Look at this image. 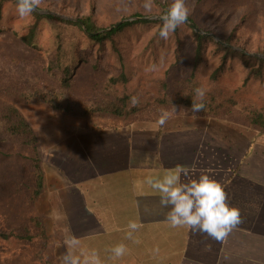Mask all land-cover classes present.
<instances>
[{
	"label": "crops",
	"instance_id": "crops-1",
	"mask_svg": "<svg viewBox=\"0 0 264 264\" xmlns=\"http://www.w3.org/2000/svg\"><path fill=\"white\" fill-rule=\"evenodd\" d=\"M23 108L42 172L34 206L60 264L69 252L81 261L95 252L100 264H264V131L187 111L170 112L163 126L159 113L92 127L61 114L50 122L43 103ZM178 165L188 169L181 183L208 174L240 209L241 222L226 239L169 224L171 206H161L146 179ZM132 221L138 230L128 228ZM73 237L78 244L69 247ZM119 244L126 252L115 257Z\"/></svg>",
	"mask_w": 264,
	"mask_h": 264
},
{
	"label": "trees",
	"instance_id": "trees-1",
	"mask_svg": "<svg viewBox=\"0 0 264 264\" xmlns=\"http://www.w3.org/2000/svg\"><path fill=\"white\" fill-rule=\"evenodd\" d=\"M49 1L55 0H42L36 11L22 17L17 12L18 0H0V37L12 38L28 50L44 53L47 61L43 75L33 77L25 70L16 79L10 78L12 86L6 91L15 100L43 102L66 115L111 116L124 123L152 105L194 113L192 104L202 102L203 110L194 114L232 117L264 131V58L259 56H264V0H195L192 7L187 5V20L208 35L196 33L185 22L167 39L159 35L162 20L125 21L107 31L118 21L111 22L108 17L111 13L125 14L122 9L132 1L150 2L154 15L163 16L173 0H66L86 3L90 10H95L99 1L97 14L89 12L75 19L56 12L40 13L49 10ZM215 8L240 10L238 22L231 28L214 31L207 20ZM128 15L144 16L140 10ZM45 24L51 43L43 48ZM142 25H150V29L133 39L125 37L134 26ZM147 53L154 61L158 56L170 55L172 63L167 67L151 64L135 68L134 56ZM158 68L162 71L152 77L151 70ZM134 70L150 71L137 75ZM197 88L205 90L203 101L196 96ZM134 97L138 101L135 105ZM15 140L20 149L30 153L34 201L42 188L35 134L17 108L0 104V144ZM11 183L15 192V183ZM34 227L38 230L34 235L45 239L38 219ZM0 238L15 239V232L0 233Z\"/></svg>",
	"mask_w": 264,
	"mask_h": 264
},
{
	"label": "rangeland",
	"instance_id": "rangeland-1",
	"mask_svg": "<svg viewBox=\"0 0 264 264\" xmlns=\"http://www.w3.org/2000/svg\"><path fill=\"white\" fill-rule=\"evenodd\" d=\"M49 2L51 3H48L47 8L50 11L41 10L39 11L40 13L47 14V12H56L61 14L62 17L75 19L86 15L89 12L97 14L99 8V1L95 4V6H97L95 10H90L88 5L82 2L76 4H73L71 1L67 2L66 0ZM194 2L195 0H186L189 7H192ZM145 4L146 3L143 1H140L138 4L136 1H132L122 9L125 14L111 13L108 18L111 22L116 19L118 20L117 22H119L127 18H134L129 17L128 15L133 10H140L144 15L136 18L161 17L154 15L156 11L151 9V7L145 8ZM239 16L240 10L215 8L210 12L207 22L214 31L219 32V29L233 27L238 22ZM97 22L101 24L100 22L102 21ZM149 29L150 25L134 26L132 31L129 30V32L125 34V37L133 39L137 34H141L142 31ZM41 41L43 48L50 46L51 38L46 24L43 27ZM149 56L148 53L135 55L133 58L134 67L137 69L148 68L151 64L156 67L163 64L164 67H167L172 63L170 55H167L165 58L158 56L156 61H154L153 58L149 59ZM46 62V56L44 53L28 50L23 44L12 38L5 36L0 37V104H10L15 108L22 106L26 111L27 104L33 103H24L15 100L12 97L13 95L9 94V91H6L12 86L10 78L15 76L16 79L19 73L25 70H27L28 74L33 77L43 75V68H45ZM134 71L137 75H145L146 72H149L150 70ZM160 71H162L161 68L151 70V76L153 77L155 72ZM15 85H17V83H15ZM51 110V113L43 114L50 122L53 121L54 116L57 114H61L62 116L66 115L53 109ZM165 110L169 113L182 111L180 109H165L157 105H152L151 107L133 115L129 121L136 116L156 115ZM68 116L81 118L86 125L95 127L114 123H124L121 119L106 115H95L92 117H82L77 115ZM29 155V151L20 149L19 142L16 140L15 143L6 142L0 144V233L7 235L11 231L15 232V239L0 238V264H60V251L55 249V238L53 240L50 236L46 235V238L43 239L38 235H34L35 232L38 233L37 228L34 227V221L38 219V212L34 206L37 198L34 201L31 200L33 186L32 162L28 160ZM37 156L39 160V153ZM12 180L15 183V192L13 190L14 186L11 183ZM29 236L31 239H29Z\"/></svg>",
	"mask_w": 264,
	"mask_h": 264
},
{
	"label": "clouds",
	"instance_id": "clouds-1",
	"mask_svg": "<svg viewBox=\"0 0 264 264\" xmlns=\"http://www.w3.org/2000/svg\"><path fill=\"white\" fill-rule=\"evenodd\" d=\"M42 0H18L17 12L24 17L30 15L41 5ZM145 8H150L151 3H146ZM189 15L186 0H173L167 13L161 17L163 25L159 35L167 39L171 32L185 23ZM196 96L203 101L205 90L195 89ZM133 105L138 103L134 97ZM204 104L193 103L192 111L201 112ZM171 113L163 111L157 121L158 126H163L170 118ZM188 175V169L178 165L169 170L163 177H148L146 183L161 194L160 203L163 207L171 206L167 213V220L174 228L187 227L194 231L206 233L216 241L227 238L231 231L241 222L240 209L230 206L224 186L208 174H202L198 179L188 183H181V176ZM140 225L129 222L128 228L138 230ZM132 232L128 233L131 238ZM78 240L73 237L69 241V247H75ZM115 257H121L126 252V246L119 244L112 249ZM62 264H100L98 255L93 252L90 257L81 261L80 257L71 252L63 257Z\"/></svg>",
	"mask_w": 264,
	"mask_h": 264
},
{
	"label": "water",
	"instance_id": "water-1",
	"mask_svg": "<svg viewBox=\"0 0 264 264\" xmlns=\"http://www.w3.org/2000/svg\"><path fill=\"white\" fill-rule=\"evenodd\" d=\"M47 13H49V14H52V15H56V14H54V13H51V12H47ZM162 17V16H161ZM161 17H153V18H136V17H134V18H127V19H124V20H121V21H119V22H117L116 24H114L112 27H110V28H108L107 29V31H109V30H111V29H113V28H117L121 23H123V22H125V21H135V20H147V19H149V20H162L161 19ZM186 23L196 32V33H199V34H201V35H208V34H206V33H204L203 31H201L198 27H196L193 23H191L190 21H188V20H186ZM260 57H263L264 58V56H261V55H259Z\"/></svg>",
	"mask_w": 264,
	"mask_h": 264
}]
</instances>
